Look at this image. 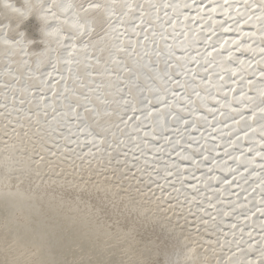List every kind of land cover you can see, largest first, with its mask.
Wrapping results in <instances>:
<instances>
[{"label": "snow or ice", "instance_id": "snow-or-ice-1", "mask_svg": "<svg viewBox=\"0 0 264 264\" xmlns=\"http://www.w3.org/2000/svg\"><path fill=\"white\" fill-rule=\"evenodd\" d=\"M5 15L0 264H98L84 239L120 264H264V0H0ZM31 16L38 53L17 31ZM21 189L71 190L94 225ZM168 213L178 245L129 223L174 233ZM62 241L80 254L58 259Z\"/></svg>", "mask_w": 264, "mask_h": 264}, {"label": "bare ground", "instance_id": "bare-ground-1", "mask_svg": "<svg viewBox=\"0 0 264 264\" xmlns=\"http://www.w3.org/2000/svg\"><path fill=\"white\" fill-rule=\"evenodd\" d=\"M72 2L80 3L82 0H72ZM18 7L23 6V0H15ZM11 23L16 26V20L8 17L7 15L0 17V24ZM41 24L37 17L31 16L19 25L17 31L24 33V40L29 43V51L38 53L43 51L45 45L43 44V36L41 33ZM16 33H9L8 39L15 41L18 39ZM3 62V52L0 51V63ZM49 66H45L48 70ZM83 71V66L81 67ZM21 195L23 197H30L31 203L35 206L37 211H42L46 215H55L59 219L66 221L73 229L87 231L89 227L94 225V209L86 202H82L78 197V194L67 190L65 192H46L42 189H33L32 191H25L21 189ZM63 199H62V198ZM168 218L172 220L173 226L176 227V231L173 233L171 229L165 228L164 224L153 222L151 224H143L135 221L132 217L129 219V223H137L138 237L140 239H146L150 236L159 237L165 242V246H174L182 243L181 228H184V221L179 216H173L172 213H168ZM65 239H71L70 236H66ZM80 251L89 253L91 258L98 262V264H120L123 257L120 254L118 248L111 249L109 251H102L99 241L95 239L80 240ZM80 251L73 250L65 247L63 241L59 243L56 248V256L58 259L71 260L73 256L80 254ZM157 261L162 260V257H156ZM125 264L127 262L125 261Z\"/></svg>", "mask_w": 264, "mask_h": 264}]
</instances>
